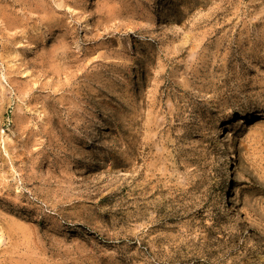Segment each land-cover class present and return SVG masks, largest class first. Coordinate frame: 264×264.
<instances>
[{
  "label": "rangeland",
  "instance_id": "obj_1",
  "mask_svg": "<svg viewBox=\"0 0 264 264\" xmlns=\"http://www.w3.org/2000/svg\"><path fill=\"white\" fill-rule=\"evenodd\" d=\"M0 264H264V0H0Z\"/></svg>",
  "mask_w": 264,
  "mask_h": 264
},
{
  "label": "bare ground",
  "instance_id": "obj_2",
  "mask_svg": "<svg viewBox=\"0 0 264 264\" xmlns=\"http://www.w3.org/2000/svg\"><path fill=\"white\" fill-rule=\"evenodd\" d=\"M241 123H245V120H242ZM222 129H223L222 127L217 129V135L221 134ZM218 154H219L220 159H222V160L225 157L227 158L228 162H225L224 169H226V171L229 172L230 169L232 168L233 164H232L231 158L226 153V148H225L224 145L221 146V148L219 149ZM224 187H225V190H224ZM224 187H223L224 191H222L221 199H223L225 201H228L230 203L231 194H232L231 185H230V179H228L226 181V184L224 185Z\"/></svg>",
  "mask_w": 264,
  "mask_h": 264
}]
</instances>
